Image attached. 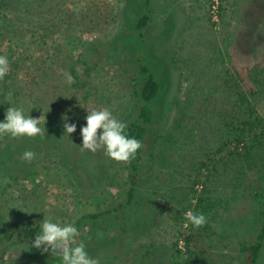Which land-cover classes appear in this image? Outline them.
Masks as SVG:
<instances>
[{
    "label": "rangeland",
    "instance_id": "1",
    "mask_svg": "<svg viewBox=\"0 0 264 264\" xmlns=\"http://www.w3.org/2000/svg\"><path fill=\"white\" fill-rule=\"evenodd\" d=\"M52 2L55 13L62 14L63 31L52 39L64 46L77 77L70 78L56 62L65 74L58 82L67 102L63 109L77 125L79 146L87 111L108 109L124 123L136 118L132 79L137 58L145 59L159 85L135 198L125 213L101 221L96 230L98 237L113 241L121 233L119 223L128 235L122 244L101 251L99 264H107L106 256L111 264H243L240 245L252 241L262 222L254 195L264 194V139L256 143L246 136L235 142L249 114L234 93L248 94L256 112L252 117L261 121L256 133L264 131V0H150L142 45L135 24L145 0ZM89 44L111 45L105 52L110 55L94 58L86 51ZM58 106L42 102L50 112H58ZM40 117V123L49 122ZM90 153L78 183L50 169L35 178L44 210L40 222L74 225L83 215L126 201L125 164L103 148ZM184 210L202 213L207 222L195 228L188 221L181 228L172 215ZM180 231L191 236L190 257L173 253ZM87 233L77 231L73 245L89 240ZM18 247L9 246L13 257ZM259 264H264V248Z\"/></svg>",
    "mask_w": 264,
    "mask_h": 264
},
{
    "label": "trees",
    "instance_id": "2",
    "mask_svg": "<svg viewBox=\"0 0 264 264\" xmlns=\"http://www.w3.org/2000/svg\"><path fill=\"white\" fill-rule=\"evenodd\" d=\"M52 1L0 0V55L7 56L10 65L8 74L0 80V121L5 119L6 110L10 106L22 107L26 115L30 112L32 118L40 116L41 113L43 118L49 120L39 125L46 130L43 138L0 136V264H62L61 257L53 255L51 251L44 252L32 247L39 231L40 218L44 214L40 205L39 186L34 180L40 173L54 170L65 172L71 181L78 183L82 174H86L84 162L93 156L87 150H82L77 143V128L70 137L65 135V121L62 117L67 114L63 109L67 107V102L58 88V82L65 76L64 74L62 77V72H68L72 79L77 77L71 66L72 61L62 51L64 46H59L52 39L56 35L61 38L60 33L63 32L58 25L62 14L55 13ZM149 2L150 0H145L135 24L138 44L141 45L150 19ZM111 48V45L107 44H89L86 51L94 58H106L110 54L106 55L105 52ZM56 62H60L62 72H59ZM136 63L137 75L132 79L136 118L127 123L126 133L129 137L139 139L142 148L134 159L120 161L125 164L128 172L127 199L112 209L83 215L74 223L78 231L87 229L89 240L85 237L80 242L85 243L90 256L98 261L104 259L100 255L101 251L109 250L117 241L122 244L124 236L128 235L125 226L119 223L116 225L121 233H117L113 241L98 237L96 230L101 221L119 217V214L123 210L125 213L132 204L137 192L147 127L154 120L153 105L159 85L143 57L137 58ZM51 70L59 75L53 76ZM249 95L253 97L256 93L250 91ZM234 96L240 105H246L249 114L248 118L241 122L240 133L234 137L235 142L242 143L248 136L255 138L253 142L258 143V140L264 139V131L256 133V127L261 121L257 115L252 117L256 112L251 109L248 94L236 92ZM43 100L56 101L60 104V110L50 112L44 109ZM67 122L74 123L70 117ZM25 151L35 154L31 161L23 159ZM78 154L81 156H77ZM27 183L32 184L30 190H25L19 185L25 186ZM15 193L20 194L18 198V195L14 197ZM254 196L260 204L262 222L252 241L240 245V253L244 256L243 264H259L264 248V194L258 192ZM185 214L186 210L172 215V219L181 228L188 223ZM180 241H183V247L179 246ZM190 242L191 236L180 231L179 237L172 245L174 255L190 257ZM14 244H17L21 251L18 256L13 257L9 246ZM105 261L111 264L110 257L106 256Z\"/></svg>",
    "mask_w": 264,
    "mask_h": 264
},
{
    "label": "clouds",
    "instance_id": "3",
    "mask_svg": "<svg viewBox=\"0 0 264 264\" xmlns=\"http://www.w3.org/2000/svg\"><path fill=\"white\" fill-rule=\"evenodd\" d=\"M10 65L8 57L0 55V80L9 72ZM85 125L81 127L82 150L95 153L103 148L105 154L115 161H129L136 157L138 150L142 148V142L126 133L127 123L121 122L113 117L108 109L87 111ZM30 113V112H29ZM26 115L22 107L10 106L5 113V119L0 121V136L28 137L45 136V127H40L41 117L32 118ZM65 135L71 136L76 131L75 123H68L69 117H62ZM98 130L99 134H98ZM34 153L25 151L23 159L31 161ZM187 220L195 227H202L207 221L202 213L189 211L186 213ZM77 228L71 224H63L52 220H44L39 223V231L35 236L32 247L42 249L62 259V264H99V261L86 249L84 242L73 245L77 235Z\"/></svg>",
    "mask_w": 264,
    "mask_h": 264
}]
</instances>
